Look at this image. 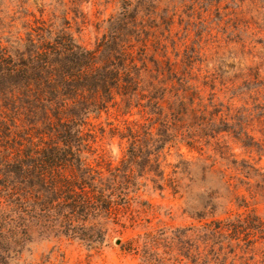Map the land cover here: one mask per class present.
<instances>
[{"label":"trees","instance_id":"16d2710c","mask_svg":"<svg viewBox=\"0 0 264 264\" xmlns=\"http://www.w3.org/2000/svg\"><path fill=\"white\" fill-rule=\"evenodd\" d=\"M139 5L124 0L94 48L76 39L66 10L55 21L24 22L23 32L0 22V264H15L34 235L103 241L101 228L90 230L130 200L137 177H150L158 189L173 183L161 159L169 146L179 142L202 150L214 141V152L227 159L221 134L231 132L253 147L242 140L243 130L233 128L237 122H230L241 112L223 113L216 104L209 110L188 73L179 74L165 55L158 59L156 48L148 52L156 41L138 16L144 11ZM112 108L146 117L107 122V133L125 140L126 152L104 176L88 154L96 138L93 121ZM263 228L255 214H238L182 229L171 243L187 238L192 264H227L239 245L232 241ZM156 245V236L146 233L142 249ZM143 256L150 264H165L146 251ZM232 259L229 264H235Z\"/></svg>","mask_w":264,"mask_h":264},{"label":"rangeland","instance_id":"374dc122","mask_svg":"<svg viewBox=\"0 0 264 264\" xmlns=\"http://www.w3.org/2000/svg\"><path fill=\"white\" fill-rule=\"evenodd\" d=\"M123 1L77 0L75 5L72 0H0V22L23 32L24 22L55 21L66 10L76 39L94 48ZM128 1L132 7L140 3L144 7L138 16L156 41L148 52L156 48L158 59L168 57L179 74L188 73L209 110L210 104H216L223 113L241 112L244 117L230 122H237L233 128L243 130L247 135L239 132L242 140L253 147L243 146L231 132L221 134L220 149L226 151L227 159L214 152V141L202 145V150L179 142L169 146L161 159L165 177L173 183L167 180L158 189L150 177H137L138 187L129 194L130 200L90 230L95 234L101 228L103 241L34 235L29 250L15 264H150L145 251L165 264H192L188 239L171 243L180 230L248 213L264 225V0ZM145 117L135 109L123 114L112 108L94 120L96 138L88 162L108 176L107 168L118 166L124 158L126 142L109 136L107 122L122 125L124 119L143 121ZM252 168L262 175H254ZM146 233L156 236L155 248L142 249ZM239 236V241H232L233 246L239 245L229 253L227 264L232 257L235 264H264V228L245 240L244 233Z\"/></svg>","mask_w":264,"mask_h":264}]
</instances>
